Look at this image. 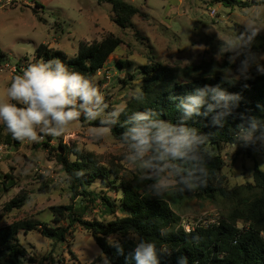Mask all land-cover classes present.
Instances as JSON below:
<instances>
[{
	"label": "rangeland",
	"instance_id": "1",
	"mask_svg": "<svg viewBox=\"0 0 264 264\" xmlns=\"http://www.w3.org/2000/svg\"><path fill=\"white\" fill-rule=\"evenodd\" d=\"M124 1L140 11L133 19V25L125 29L114 22L113 6L107 1L16 0L11 6L0 5V49L9 57V61L0 66V96L6 93L14 78L10 70L4 69L7 63L28 66L41 44L62 50L74 58L81 42H100L108 35L123 41L95 78L96 83L104 82L100 91L110 110L127 106L132 92L142 87L140 68L151 61L171 68L210 65V71H219L227 76L231 70V78H245L237 72L243 57L235 63H229L228 54L217 58L222 43L219 36L225 38L244 32V24L253 16L264 26V0H238L243 4L234 6L224 5L220 0ZM251 52L255 59L247 78L257 71V64L264 67V30L255 37ZM91 122L77 121L60 137L44 136L39 142L25 141L19 148L9 145L8 152L0 160V185H8L7 176H11L15 178L16 186L10 192L0 193V228L18 220L50 223L53 219L51 207L71 203L62 167L42 147L43 142L56 148L61 142L71 152L78 150L91 155L96 165L117 171L122 178L139 180V174L125 161L124 149L111 132L100 140L89 135V129L95 127L90 125ZM240 148L228 145L220 152L226 162L224 172L231 186L253 183L256 166L264 171L263 155L249 157L241 153ZM207 149L211 150L210 147ZM71 158L75 159L73 155ZM45 182L51 190L40 193L39 189ZM92 189L107 191L108 196L116 198V194L107 190L100 181ZM20 194L27 197L26 205L21 210L6 212L5 205ZM170 203L176 215L193 226L200 219L203 223L213 222L230 208L221 199L211 202L187 198ZM98 213V209L89 210L86 218H99ZM20 240L29 253L26 264H91L102 256L91 234L81 227H77L68 242L62 245H55L36 231L28 235L21 233Z\"/></svg>",
	"mask_w": 264,
	"mask_h": 264
},
{
	"label": "trees",
	"instance_id": "2",
	"mask_svg": "<svg viewBox=\"0 0 264 264\" xmlns=\"http://www.w3.org/2000/svg\"><path fill=\"white\" fill-rule=\"evenodd\" d=\"M106 1L113 6L114 22L124 29L132 26L133 19L140 14L135 6L124 0H100ZM220 1L229 6L243 4L238 0ZM37 6L42 8L38 3ZM122 44V39L114 35L92 44L81 42L74 58L62 50L41 44L31 63L58 58L71 70L89 77L101 90L104 82L96 83L95 78ZM7 61L9 57L0 49V66ZM119 64L126 68L124 63ZM17 67L20 72L22 65L18 63ZM209 67L199 64L171 68L151 61L139 71L146 100L138 102L132 97L126 106L129 113L150 107L160 112L164 119L175 121L179 115L176 105L197 86L220 84L228 92L239 94V106L234 109L233 115L226 118L223 127L212 126L210 116L198 117L194 123L202 134L209 136L205 145L208 169L206 185L195 191L171 190L157 197L148 188L150 181L122 178L119 172L96 165L89 154L78 150L71 152L61 142L57 148L43 142L42 147L62 167L71 203L51 207L53 219L50 223L18 220L0 228V264H26L29 253L20 240L21 233L28 235L36 231L55 245H62L68 242L77 227L89 232L101 249L102 256L91 264H105L106 259L110 260V264H125L124 257L117 255L115 249L107 244L110 235H118L126 251L134 246L137 239L154 242L158 249L170 250L172 255L161 257V264H176L178 257H186L187 264H264V171L256 166L253 183L231 186L224 172L226 162L220 154L225 146L235 145L237 125L242 123L240 114L264 119V72L256 71L248 78L225 81L224 74L210 71ZM124 119L121 117V124ZM79 121L84 123L86 119L81 117ZM98 124L99 121L90 123L92 126ZM121 124L111 131L117 141L124 130ZM22 143L13 139L3 124L0 125V145L19 148ZM235 146H240L241 153L249 157L253 154L264 156V144L244 147L237 143ZM7 177L10 182L0 185V193L10 192L16 186L15 178ZM97 181L113 191L116 198L108 196L107 191L92 189ZM50 190L51 187L45 182L39 192L48 193ZM187 198L211 202L221 199L230 208L217 220L200 223L187 232L182 226V218L176 215L170 203L182 202ZM26 202L27 197L20 194L5 205V211L21 210ZM94 209H98L99 218L87 219L89 210Z\"/></svg>",
	"mask_w": 264,
	"mask_h": 264
},
{
	"label": "clouds",
	"instance_id": "3",
	"mask_svg": "<svg viewBox=\"0 0 264 264\" xmlns=\"http://www.w3.org/2000/svg\"><path fill=\"white\" fill-rule=\"evenodd\" d=\"M244 32L221 38L217 58L228 54L229 63L240 59L237 72L247 78L255 59L251 45L264 30L256 16L244 24ZM257 71L264 72L259 64ZM231 70L223 80L232 77ZM238 78V77H237ZM138 102L146 100L141 87L132 92ZM241 97L230 93L220 84L197 86L176 105L175 121L164 119L160 112L145 107L131 113L126 107H112L95 83L81 72L71 70L58 58L29 64L11 80L6 93L0 96V123L19 142H39L44 136L60 137L81 117L99 121L89 129V135L100 140L121 124L119 142L125 161L139 174L140 181H150L149 190L162 196L170 190L195 191L206 185L208 178L205 145L209 136L194 126L196 118L211 117V125L223 127L233 115ZM235 145L244 147L264 144V119L240 114ZM79 175V173H78ZM107 244L123 256L125 264H161V257L171 256L168 249L157 248L154 242L137 239L125 250L119 236L110 235ZM105 264H110L106 259ZM176 264H187L178 257Z\"/></svg>",
	"mask_w": 264,
	"mask_h": 264
},
{
	"label": "built area",
	"instance_id": "4",
	"mask_svg": "<svg viewBox=\"0 0 264 264\" xmlns=\"http://www.w3.org/2000/svg\"><path fill=\"white\" fill-rule=\"evenodd\" d=\"M16 2V0H0V5L2 7H7V6H11L14 5ZM31 64V63H29ZM27 67V66H26ZM26 67H21V71L19 72L17 65L12 66L11 64L7 63L6 65H4V69H8L12 72L13 77L17 74H21L22 68H26ZM23 69V70H24ZM9 150V146L5 145V144H1L0 145V160L2 159V157L8 152ZM217 220V219H216ZM215 221V220H214ZM200 223H203L202 219H200L199 221H197V223L193 226L191 224L186 223L183 219H182V226L184 227V229L187 232H190L192 229H194L195 227L199 226ZM206 223V222H205Z\"/></svg>",
	"mask_w": 264,
	"mask_h": 264
}]
</instances>
